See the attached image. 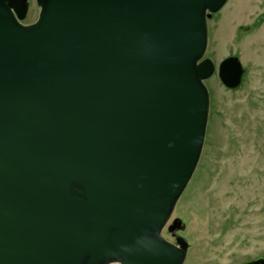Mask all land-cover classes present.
<instances>
[{
	"label": "water",
	"instance_id": "95a60500",
	"mask_svg": "<svg viewBox=\"0 0 264 264\" xmlns=\"http://www.w3.org/2000/svg\"><path fill=\"white\" fill-rule=\"evenodd\" d=\"M0 0V264H183L162 231L210 111L227 0ZM237 55L218 66L241 85ZM243 264H264V256Z\"/></svg>",
	"mask_w": 264,
	"mask_h": 264
},
{
	"label": "rangeland",
	"instance_id": "374dc122",
	"mask_svg": "<svg viewBox=\"0 0 264 264\" xmlns=\"http://www.w3.org/2000/svg\"><path fill=\"white\" fill-rule=\"evenodd\" d=\"M35 0L24 23L34 22ZM239 56L241 85L226 87L219 63ZM205 57L216 65L205 80L210 111L201 157L168 226L189 242L183 264H243L264 256V0H227L208 19ZM119 264V263H111Z\"/></svg>",
	"mask_w": 264,
	"mask_h": 264
}]
</instances>
